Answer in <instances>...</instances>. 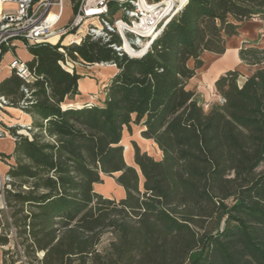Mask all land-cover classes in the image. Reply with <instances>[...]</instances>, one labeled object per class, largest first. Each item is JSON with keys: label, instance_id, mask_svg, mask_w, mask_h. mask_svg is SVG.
I'll return each mask as SVG.
<instances>
[{"label": "trees", "instance_id": "obj_1", "mask_svg": "<svg viewBox=\"0 0 264 264\" xmlns=\"http://www.w3.org/2000/svg\"><path fill=\"white\" fill-rule=\"evenodd\" d=\"M71 2L76 13L80 1ZM253 20L264 21V0H186L140 57L119 55L117 34L110 43H25L30 78L12 71L0 81L8 107L33 120L27 134L7 127L14 151L0 152L13 159L0 193V246L14 229L29 257L44 253L42 264H264V48L239 51L257 67L251 75L229 70L215 81L222 103L206 110L189 87L204 53L224 54ZM66 59L116 67L101 105H65L83 78ZM133 126L160 159L133 141L126 162ZM105 177L123 198L97 192Z\"/></svg>", "mask_w": 264, "mask_h": 264}, {"label": "built area", "instance_id": "obj_2", "mask_svg": "<svg viewBox=\"0 0 264 264\" xmlns=\"http://www.w3.org/2000/svg\"><path fill=\"white\" fill-rule=\"evenodd\" d=\"M0 1L4 5L0 14V56L5 48L8 52L13 51L17 42L24 45L60 43L62 46H68L78 45L90 36L110 43L113 34L121 38V45L111 44L119 55L123 53L129 55L125 49L126 43L134 50V48H140L142 41H146L148 50L154 37L186 2V0H175L168 8V0L166 2L163 0H81L70 23L58 29L57 26L64 14L65 0ZM113 4L119 7L116 15L111 14L110 6ZM54 10L56 12L52 14ZM55 35L58 36V41L53 44L51 38ZM70 63L78 62L66 59L62 65L72 72L74 69ZM8 68L23 79L30 78L25 62L19 57H13ZM218 102L222 103L223 99L219 98ZM8 108L7 100L0 97V121H4V113ZM204 108L209 109L210 104L204 103ZM20 127L26 131V134L31 129V125H20ZM6 131L0 128V138L8 135ZM5 209L0 195V219ZM8 238L9 243L0 246L4 249L1 264L4 261L13 264H42L44 253H37L36 259L29 257L25 245L17 238L14 229Z\"/></svg>", "mask_w": 264, "mask_h": 264}, {"label": "rangeland", "instance_id": "obj_3", "mask_svg": "<svg viewBox=\"0 0 264 264\" xmlns=\"http://www.w3.org/2000/svg\"><path fill=\"white\" fill-rule=\"evenodd\" d=\"M76 1L79 2L81 0H76ZM163 1L166 2L167 0H163ZM167 4L169 5V7L171 6L170 3L167 2ZM55 12H56V10H54L52 12V14ZM73 15H74V13L72 10L71 0H65L64 14H63L62 20L58 24L57 28L60 29L64 26H66L67 24H69L73 18ZM262 22L264 24V21H262ZM246 23H248V22H246ZM256 43H259L260 44V45L258 44L259 46L264 45V27H263L262 33L257 36ZM146 44H147L146 41H142L141 46H139L140 48L139 49L134 48V50L141 51ZM20 51H24V50L21 49ZM129 55H131V54L129 53ZM204 59H205V66L202 70H200L197 73L196 78L191 83V87L193 89H195V91L199 90L200 93L211 94V93H213L212 92L213 88H211V86H209L210 80L207 77L210 63H209V59H208L207 55L204 56ZM70 65L72 66V69H74L78 73H80L83 76V78H85L86 80L90 79V80L96 81L95 83L97 86L93 93L84 94V97L78 98L76 100V101H78L77 103H80L83 100H87L90 103L101 102V100L103 98V93L105 91V84L108 82L110 76L112 75L111 73L115 70V68L113 66L111 67L110 65H102V64H100L99 66H89V65L81 64L79 62L77 64L70 63ZM254 68L256 69L257 67L250 68L249 70L247 68L244 70V73L249 74V72ZM81 85H83V84L81 83ZM69 104H73V102L67 101L65 105H69ZM4 114H5L4 115V121H0V128L2 130L3 129L7 130V127L12 126V125L13 126L22 125V123L20 122V117H19V114H21V113H19L17 111L9 112L7 109V110H5ZM22 130H24V129H22ZM23 132L26 134V131H23ZM7 136H9V135H6L5 137H2L0 139L6 138ZM133 141H135L138 144V146L141 148V150L143 152H147L150 156L154 157L155 159L161 158V153L159 152L156 145H154L153 142H151V141H146L141 136L140 127L133 126L132 134L126 132L125 136H124V140H123V144L125 146V157H126V160L129 164H133L131 162V159H128L129 156L131 155V153H133V145H132ZM7 149L5 150V148H0V151L7 155L8 151H10L9 148H7ZM10 162L13 163V161L11 159L7 160L5 162H3L0 159V168H4L5 166H9ZM262 169H264V166L261 168V170ZM5 181H6V175L0 176V193L3 190V187L5 185ZM96 190L105 196L112 197L115 199H120V197H122L124 195L123 189L115 182L114 178H109V177H105L104 178V184L96 186ZM1 233H5V231L3 230V231H1ZM106 246H107V238L104 239L103 244H102V248H104ZM3 252H4V249L0 248V264H1V258H2Z\"/></svg>", "mask_w": 264, "mask_h": 264}, {"label": "crops", "instance_id": "obj_4", "mask_svg": "<svg viewBox=\"0 0 264 264\" xmlns=\"http://www.w3.org/2000/svg\"><path fill=\"white\" fill-rule=\"evenodd\" d=\"M263 27H264V24L260 20H253V21H250L248 23H243L241 25L240 29H239V35L236 36V37H232V38H228L227 39L226 52L224 54L218 55V54H214V53H210V52L204 53V55H203L204 62H205L204 56L207 55L208 59H209V63H210L207 77L210 80V85L209 86H211V88H213V91H212L213 93H211V94H209V93H200L199 90L196 91V93L198 95V98L201 101V103H209L210 106H212L213 104L218 102L219 96L215 93L214 83L225 72H227L229 70H238L245 77H248L249 75L252 74L253 71L256 70L254 68L250 72L248 71L249 74H245L244 73L245 69L248 68V70H249L250 68H253V67L244 64L240 60L239 51L243 47V45L246 44V43H249V42H255L256 43V38H257V36L259 34L262 33ZM256 44H257V47L264 48V45L263 46H259L260 45L259 43H256ZM21 49L24 50V51H20ZM13 57H19L20 59L23 60V62H27V61H29L31 59V55L29 54L26 45H24L23 43L17 42L16 45H15L14 51H10V52L6 53L4 55V57H3V59L0 62V81L11 75L12 71L8 68V66H9L10 62L12 61ZM94 66H99V64L94 65ZM110 66L112 67L113 65H110ZM113 67L115 68V70L111 73L112 75L110 76L109 80L114 76V74L117 71L116 67L115 66H113ZM196 76L190 81L189 87L191 89H193L191 87V83L196 78ZM109 80H108V82H109ZM95 82L96 81H94V80H90V79L86 80L85 78H82L79 81V95H77L74 100H68V101H72L73 102V104H69V106H81V105H84V104H87V103L101 105L104 102V100H105V96H106V92L105 91L106 90L103 93V98H102L101 102L90 103L87 100H83L80 103H77L78 101H76L78 98L84 97V94L93 93L94 90L97 87ZM108 82L105 84V89L107 87ZM81 83L83 85H81ZM193 90H195V89H193ZM8 111L9 112L17 111V112L21 113V114H19V117H20V122L22 123V125H31L32 122H33L32 118L29 115H27L26 113H24V112H22L20 110L13 109V108H8ZM145 140L146 141H151V140H147V139H145ZM14 147H15V142H14V139L12 137L7 136L6 138L0 139V148H5V150L7 148H9V150H10V151H8L7 155H11L13 153ZM129 159H131V162L133 163V161H134V151L129 156ZM11 160L13 161V159H11ZM8 169H9L8 166H5L4 168H0V176L6 175ZM123 191H124V189H123ZM124 195H125V191H124ZM124 195L122 197H120V198H123ZM106 197H108V196H106ZM109 198H112V197H109Z\"/></svg>", "mask_w": 264, "mask_h": 264}, {"label": "bare ground", "instance_id": "obj_5", "mask_svg": "<svg viewBox=\"0 0 264 264\" xmlns=\"http://www.w3.org/2000/svg\"><path fill=\"white\" fill-rule=\"evenodd\" d=\"M173 1H175V0H168L167 2L168 3H170V5H171V3L173 2ZM181 1H184V0H181ZM0 14H1V12L3 11V9H4V5H3V3L0 1ZM170 8V7H169ZM57 41H58V36L57 35H55L54 37H52L51 38V42L53 43V44H56L57 43ZM148 48V45H145L144 47H143V51L144 50H146ZM125 49L127 50V52H129L131 55H133V56H139L142 52L141 51H136V50H133L132 48H130L129 46H128V44L126 43L125 44ZM129 159V158H128Z\"/></svg>", "mask_w": 264, "mask_h": 264}, {"label": "water", "instance_id": "obj_6", "mask_svg": "<svg viewBox=\"0 0 264 264\" xmlns=\"http://www.w3.org/2000/svg\"><path fill=\"white\" fill-rule=\"evenodd\" d=\"M183 6V5H182ZM181 8V7H180ZM155 38V37H154ZM151 44V43H150ZM147 51V49L146 50H144V51H142V53L139 55V56H137V57H140V56H142L145 52ZM140 133H141V131H140ZM125 147V146H124ZM126 162H127V160H126Z\"/></svg>", "mask_w": 264, "mask_h": 264}]
</instances>
